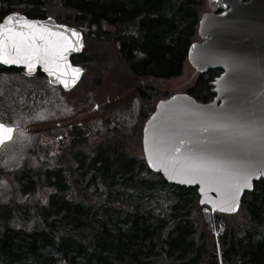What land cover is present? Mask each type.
Wrapping results in <instances>:
<instances>
[{"label": "trees", "instance_id": "1", "mask_svg": "<svg viewBox=\"0 0 264 264\" xmlns=\"http://www.w3.org/2000/svg\"><path fill=\"white\" fill-rule=\"evenodd\" d=\"M58 2V22L95 43L82 63L97 55L111 60L112 72L137 79L138 96L151 99L156 91L141 84L181 74L206 0ZM50 5L56 0H0V20L14 7L44 18ZM219 72L200 74L185 92L209 101ZM109 124L70 126L64 152L39 146L44 157L22 168L10 204L0 206V264H264V180L254 182L235 214H212L225 225L215 237L196 189L149 170L120 125L118 135Z\"/></svg>", "mask_w": 264, "mask_h": 264}, {"label": "water", "instance_id": "2", "mask_svg": "<svg viewBox=\"0 0 264 264\" xmlns=\"http://www.w3.org/2000/svg\"><path fill=\"white\" fill-rule=\"evenodd\" d=\"M199 40L187 51L199 74L220 70L209 101L186 92L155 104L142 127L149 170L170 185L195 188L200 206L232 215L254 182L264 180V0H206ZM81 31L53 18L11 12L0 21V64L38 70L70 90L83 69L71 56L83 49ZM13 127L0 122V146Z\"/></svg>", "mask_w": 264, "mask_h": 264}, {"label": "rangeland", "instance_id": "3", "mask_svg": "<svg viewBox=\"0 0 264 264\" xmlns=\"http://www.w3.org/2000/svg\"><path fill=\"white\" fill-rule=\"evenodd\" d=\"M49 9L46 17L58 22V12H64L58 0L56 7L50 5ZM15 10L20 11L21 8L14 7L11 12ZM207 11L209 8L205 3L202 12ZM197 40L198 35L195 41ZM83 47L84 55L80 54L82 58L77 56L80 61L78 65L82 67L83 72L79 82L70 91L51 88L40 73L28 76L21 69H5L0 66V102L10 105L12 112L7 120L23 123L28 127L27 135L18 136L17 145L0 151V206L10 204L13 198L11 192L15 190L14 180L22 168L35 166L38 158L44 157V152L37 153L39 146L48 148L51 153L60 151L61 147L63 152L69 148L68 143L64 144L63 134L69 137L70 126L73 129H76L75 125L97 129L99 124L110 121L108 129L120 135L116 130L120 125L122 132L127 135V147L142 155V125L153 111L156 102L163 98V95L185 92L194 85L200 75L186 59L178 76L166 81L141 84V89L148 84L156 91L151 99H143L138 96V90H135L140 86H135L137 79L125 78L127 74L123 71L118 75L112 72L114 66L111 60L99 58L97 55L93 63H82L83 57H92L95 54V43L85 40ZM106 76L109 81L103 84ZM13 170L15 171L12 172ZM219 221L212 224H216L218 229L214 233L220 236L225 225ZM45 252L51 254L49 248L45 249Z\"/></svg>", "mask_w": 264, "mask_h": 264}, {"label": "flooded vegetation", "instance_id": "4", "mask_svg": "<svg viewBox=\"0 0 264 264\" xmlns=\"http://www.w3.org/2000/svg\"><path fill=\"white\" fill-rule=\"evenodd\" d=\"M5 69H12V68H5ZM37 74H39V72H37ZM41 75H43V74H41ZM43 77L46 79V77L44 75H43ZM46 82L48 83L47 79H46ZM49 86L51 88L54 87L58 91H60V90L67 91V90L62 89L59 86H52L50 84H49ZM11 113H12L11 112V106L5 104L4 102H0V122L6 124L8 126L13 127V135H12L11 140L8 141V142L3 143L1 145L0 146V151H4L8 147L17 145L18 136H25V135H27V132H28V127L26 125H24L23 123H20V122L19 123L8 122L7 118L11 116Z\"/></svg>", "mask_w": 264, "mask_h": 264}, {"label": "built area", "instance_id": "5", "mask_svg": "<svg viewBox=\"0 0 264 264\" xmlns=\"http://www.w3.org/2000/svg\"><path fill=\"white\" fill-rule=\"evenodd\" d=\"M214 221H219V220L216 219V218H213V217H212L210 227H211V230H212L214 236H215V237H218L219 234L216 235V234L214 233V231H217L216 229H218V227H215V225L212 224V222H214ZM219 223H222V221H219ZM219 223H218V226H219Z\"/></svg>", "mask_w": 264, "mask_h": 264}]
</instances>
